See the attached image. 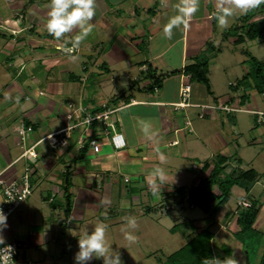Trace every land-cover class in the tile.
Here are the masks:
<instances>
[{"label":"crops","instance_id":"obj_1","mask_svg":"<svg viewBox=\"0 0 264 264\" xmlns=\"http://www.w3.org/2000/svg\"><path fill=\"white\" fill-rule=\"evenodd\" d=\"M49 2L0 0V132L3 131L0 175L6 182H18L29 169L33 187L31 196L7 221L8 227L2 233L6 244L19 245L15 264H75L78 238L84 232L103 223L105 239H114V232L128 219H141L142 213L153 212L149 208L152 200L147 199L144 206L141 198L151 184L155 189L154 204L161 205L166 195L175 202L180 196L179 190L188 192L208 179L220 158L229 160L238 156L228 141L217 136L216 107L243 112L241 106L247 105V113L264 112V101L259 100L260 96L264 98V93H259L255 86L244 90L242 102L232 101L233 107L221 106L216 100L214 106L210 105L206 95L216 96L226 80L217 78L213 83L210 67L217 63V58L211 59L205 53L209 42L220 35L223 38L227 28H241L263 20L264 3L247 13L233 8L226 25L220 26L213 13H218L221 7L232 8L230 0H197L198 10L191 16L188 27H174L165 35L164 27L176 14L175 5L179 0H95V15L90 21L92 30L77 44L75 37L79 35V28L64 34L60 40L48 33ZM254 15L258 19L251 20ZM242 35L239 31L238 36ZM238 36L233 35L231 42L238 44ZM256 41L264 43V35ZM67 47L73 49L72 53L64 51ZM203 55L209 59L212 95L202 93L197 87L200 84L192 82L185 73ZM71 56L77 59L72 60ZM78 56L88 61L79 63ZM121 68L138 74L133 79L126 77L134 83L131 89L115 87ZM156 80L158 86H155ZM187 85L191 86L189 110H201L199 120L210 118L209 126L196 120L193 126V116L189 121L190 115L185 109L174 110L173 106L181 102V90ZM80 109L91 113L113 111L112 122L116 132L123 135L126 147L114 149L110 137L101 129L91 127L75 130L69 147L52 151L45 137L66 128L67 116ZM232 113L228 117L236 124ZM145 124L155 133L151 139L143 131ZM21 125L31 128L32 132L21 136ZM7 128L10 132L6 135ZM81 138L96 140L99 152L95 153L88 144L87 149H80ZM33 147L37 154L35 163L24 156ZM191 159L192 165L186 168L185 161ZM232 162L239 165L235 170L253 171L255 182L258 180L255 170L241 168L242 160ZM156 167L164 169L163 180L149 175ZM124 185H130L127 189L132 198L129 204L120 205L125 200ZM236 187L241 191L250 190L244 184ZM67 196L71 208L66 214ZM116 197L121 200L114 201ZM259 208L255 231L263 210L262 206ZM162 209L159 211L164 217L168 208L165 212ZM214 211L211 209L208 213L213 215ZM230 216L231 213L222 223L218 222L219 231ZM233 223L238 234L237 219ZM211 229L212 225L193 226V239L204 231L210 232L215 264L220 256L239 264V255L225 253L224 242L217 247L213 244L219 231L214 234ZM243 253L246 264L248 254ZM88 264H103V259L93 258Z\"/></svg>","mask_w":264,"mask_h":264},{"label":"rangeland","instance_id":"obj_2","mask_svg":"<svg viewBox=\"0 0 264 264\" xmlns=\"http://www.w3.org/2000/svg\"><path fill=\"white\" fill-rule=\"evenodd\" d=\"M146 1L149 2V0ZM257 17L258 15H254L251 17V20L258 19ZM201 28H205V30H207L204 26ZM230 30L232 29L227 28L226 32L229 33ZM212 32L213 31H211V33ZM233 35L234 34L232 32L227 38L224 37V34L223 38L222 35L216 39L214 37V39L209 42H213V47H208L207 45L205 48V53L208 54L207 56L209 58H217V63L210 67L209 76L213 83L217 80V78L226 80L222 87L218 88V94L213 97L206 95V89L202 84L197 86L198 89H202V93H204L210 100V105L212 106H214L215 100L216 102H219L221 106H225L227 104L230 107H233L231 105L232 101L239 100L242 102L244 90H249L256 84L252 78L249 77L247 79V75L251 70H254L253 67H255L252 64L251 58L264 64V43L246 40L247 42L243 44H234L231 42L232 40H230ZM92 38H94V36ZM85 44H88V40H86ZM78 57L80 58L78 59L79 63L88 61L86 57ZM64 60L65 62H68L66 58ZM121 69L122 70L117 74L115 87L120 90L131 89L134 83L132 80L129 81L126 77L129 75L133 79L136 78L138 74L132 73V71L130 72L129 69L126 68ZM229 84L233 87L229 86ZM245 86L247 89H241V87ZM259 100L263 102L264 98L260 96ZM190 108L191 107L186 108L185 110L186 113L190 115L189 121L193 116V126L194 120L201 121L204 125L209 126L208 121H210V118L199 120L198 114H201V110H189ZM247 108L249 109L247 105L243 107L241 106L243 112H233L231 114L232 117L236 119V124H232L228 117V113L218 111L217 122L214 124V127L218 132L217 136L219 135L221 139L224 138V140L228 141L232 152L234 154H238V156L234 155V157H229V160L227 158V169H224V165L220 168L218 176L219 179L224 180L226 183L229 175L235 171V168L239 167V165H234L232 161L234 159L237 161L242 160L241 163L243 167L240 165L242 169H253L258 173V180L253 184V188L247 192L246 190L241 191L240 188L236 187V185L230 188L232 181H227L229 183L225 185V188L227 190L226 195L229 194V199L222 204H213L211 209H215V211L213 212V215H211V213L204 214V212H202L199 208L193 210L194 206L191 207L192 203L189 200L188 195L185 197L181 195L178 196L177 201L175 202L172 201L173 199L171 196L167 197L166 195L162 198V204L157 206L153 203L155 189L151 184V186H149L151 188H148L149 190L147 189L146 193L143 192L141 198L144 206L147 199L149 201L152 200L150 202V207L149 205L148 207L151 208L153 212H151L150 215L142 213L141 219L135 220L134 228L126 227L128 222L127 220L114 232L116 233L114 239H106V244L109 249L112 248L113 251L119 250L123 264H164L169 257L182 250L191 241V239H193V226H196L199 223L208 227L209 225H212L213 230H211L215 234L219 231V224L227 218L229 213H231L229 222L222 227L221 231L217 233V238H215L213 244L217 247L218 245H222L224 242L230 253H233V255H239V264H245V254L243 253L245 251L243 249V244L244 241H249L248 244L257 250V256L254 259H251V262L252 264L260 263L261 257L264 256V132H262V129H260L256 124V118H252L249 116L247 111H245ZM224 123L225 126L223 127ZM190 127L191 124H189L188 128ZM8 132H10L9 128H7V131H5L4 134L7 135ZM2 133L3 131L0 132V134ZM40 147L41 145L38 149ZM192 163V159L185 161L184 166L186 168L190 167ZM193 174L195 175L196 172ZM203 184L205 187L207 186L209 190L219 193V190L215 186L213 187L209 184ZM128 186L130 185H124L123 187L124 193L122 197L125 198V200H121L118 197L114 200L117 202L121 200L120 205L125 202L129 204L131 201L129 198H132V195L128 193ZM151 193L152 195H147ZM241 200H249L250 202L255 203V205H258V207H263L261 219L258 221V238L256 241L249 240L256 238H252L250 236L239 238L236 234L237 228L234 226L233 222L237 219L239 202ZM170 202H172V204H169ZM161 208H163L162 210L164 212L166 210L165 208H168L166 216L164 217L160 215L159 209L161 210ZM117 215H119L120 218L122 213L120 212ZM160 218H162V220ZM195 221H197L196 224ZM215 221L216 223H214ZM169 225H171V227H169ZM125 232L131 233L134 240H126L124 238Z\"/></svg>","mask_w":264,"mask_h":264},{"label":"clouds","instance_id":"obj_3","mask_svg":"<svg viewBox=\"0 0 264 264\" xmlns=\"http://www.w3.org/2000/svg\"><path fill=\"white\" fill-rule=\"evenodd\" d=\"M230 2L232 8L221 7L218 13H213L220 26L226 25L227 18L233 14V8L247 13L249 9L264 3V0H230ZM48 8L50 11L46 25L47 31L57 40H60L64 34L79 28V35L75 37V43L78 44L92 30L90 21L95 15V0H50ZM175 10L176 14L169 18L164 27L165 35H169L174 27H188L191 16L198 10L197 0H179L175 5ZM64 51L72 53L73 49L67 47ZM70 59L75 60L77 57L71 56ZM150 127L148 124L143 127V131L149 139L155 134L150 131ZM160 159H164L162 154ZM149 175L160 177L163 180L166 173L164 169L156 167ZM7 219V215L0 210V264H14L12 257L15 249L6 244L2 236L3 231L8 227ZM126 227L134 228L135 220L128 219ZM105 232L106 226L100 223L90 232L86 231L78 238L79 250L74 256L75 264H88L93 258H102L103 264H123L119 250L113 251L107 246ZM124 238L128 241L134 240L129 232L124 233ZM216 264H234V262L230 258H226L223 261L216 260Z\"/></svg>","mask_w":264,"mask_h":264},{"label":"trees","instance_id":"obj_4","mask_svg":"<svg viewBox=\"0 0 264 264\" xmlns=\"http://www.w3.org/2000/svg\"><path fill=\"white\" fill-rule=\"evenodd\" d=\"M264 9V4H263ZM234 35L238 36L239 31H242L244 35L238 36L237 42L238 44H243L245 40L256 41L262 35H264V20H261L257 23L246 25L241 28L235 27L230 30L229 33L225 32L224 37L227 38L232 32ZM213 47L212 43L208 44V47ZM208 57L206 55L201 56L197 63L193 66H189L185 69V73L187 76L191 77V81L194 83L202 84L209 95H212L211 84L208 78ZM253 69L247 75V79L250 77L255 81L256 89L262 94L264 93V64L259 63L257 60L251 58ZM246 79V78H245ZM155 86H158V81H155ZM154 86V87H155ZM87 149V148H86ZM85 149V150H86ZM220 161L215 162L214 169L211 172V175L208 179L202 181L198 187L191 189L186 192L183 190H179L177 192L181 196L185 197L188 195L189 200L192 205L202 210L204 213L210 212L213 204L215 203H225L229 199V194L226 195L227 190L225 185L229 183L231 180L232 183L230 188L233 186L245 185L247 190L251 189L256 180V175L253 171H245V170H235L231 175H229V182L219 179V170L224 165L226 168V161L222 158ZM208 165L205 167L207 169ZM224 168V169H225ZM224 182V183H223ZM215 186L219 193H215L213 190H209V188L204 186V184ZM69 185L67 181V186ZM224 191V192H223ZM188 193V194H187ZM70 197L67 196V207L66 214L69 213L71 205H70ZM261 208L257 207L255 203H251V207L246 210H239L237 214V223L239 226V233L237 236L241 237H252L256 239H249L250 241H256L258 238L257 231L254 229L255 222L259 217ZM252 235V236H251ZM213 235L204 231L200 233L195 239L191 240L182 250L178 251L171 257L167 259L165 264H215V255L211 246V240ZM245 240V239H240ZM249 241L243 244L244 251L247 252L250 260V264H252L251 259H254L257 256V250L253 246L251 247L248 244ZM227 255L230 252L224 250ZM253 256V257H252ZM225 256H220L219 261L225 260ZM255 261V260H253ZM264 264V256L261 257L260 263Z\"/></svg>","mask_w":264,"mask_h":264},{"label":"built area","instance_id":"obj_5","mask_svg":"<svg viewBox=\"0 0 264 264\" xmlns=\"http://www.w3.org/2000/svg\"><path fill=\"white\" fill-rule=\"evenodd\" d=\"M191 79L190 76H187ZM191 86H184L181 90V102L173 106L175 111L184 110L190 107L189 98H190ZM217 111H223L226 113L238 112L229 107H216ZM251 113L256 118V124L264 132V112H248ZM113 111H105L103 113H91L89 111L80 109L77 113L76 111L67 116L69 125L66 128L58 131L56 133L50 134L45 137V141L48 143L52 151H59L61 149L69 147V143L72 139L73 132L77 129L84 128H98L103 131V133L110 137V141L114 149L122 150L126 147V141L122 134L116 132L115 123L112 122ZM71 122V123H70ZM32 129L27 128L24 125H21L19 128V134L21 136L31 133ZM80 149L86 148L88 144L95 153L99 152L98 142L92 138L88 139H79L78 140ZM36 147V146H35ZM28 150L25 153V157L31 162H36L37 154L34 151V148ZM0 195L2 199L0 200V210H2L8 217L9 221L12 216L18 211L21 205L31 196L33 187L30 182V170H26V174L22 177L20 181L6 182L0 175ZM193 207V206H191ZM251 207L250 203L241 202L239 203V210H246ZM15 249V253L12 257V260L15 264L16 257L19 254V245L17 243H8Z\"/></svg>","mask_w":264,"mask_h":264},{"label":"water","instance_id":"obj_6","mask_svg":"<svg viewBox=\"0 0 264 264\" xmlns=\"http://www.w3.org/2000/svg\"><path fill=\"white\" fill-rule=\"evenodd\" d=\"M246 264H250L248 256L246 257Z\"/></svg>","mask_w":264,"mask_h":264}]
</instances>
